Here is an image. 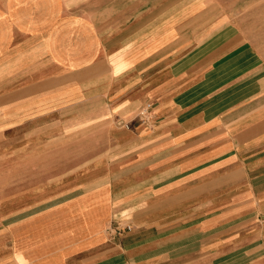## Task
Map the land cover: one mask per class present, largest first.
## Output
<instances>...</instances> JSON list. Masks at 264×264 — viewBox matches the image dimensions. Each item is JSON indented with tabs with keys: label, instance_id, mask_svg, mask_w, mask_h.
I'll list each match as a JSON object with an SVG mask.
<instances>
[{
	"label": "crops",
	"instance_id": "crops-1",
	"mask_svg": "<svg viewBox=\"0 0 264 264\" xmlns=\"http://www.w3.org/2000/svg\"><path fill=\"white\" fill-rule=\"evenodd\" d=\"M0 264H264V0H0Z\"/></svg>",
	"mask_w": 264,
	"mask_h": 264
},
{
	"label": "rangeland",
	"instance_id": "rangeland-1",
	"mask_svg": "<svg viewBox=\"0 0 264 264\" xmlns=\"http://www.w3.org/2000/svg\"><path fill=\"white\" fill-rule=\"evenodd\" d=\"M69 146L65 147V140L59 139L56 142V148H57V160H56V173L57 175L60 173H63L65 168L69 167V162L64 160L65 157V152H70L67 148ZM73 150V149H72ZM71 150V151H72ZM74 163V162H71ZM48 165V162H40V167L46 168ZM60 176H57V179H60ZM66 183V180H63L62 178L57 181L56 189H57V194L59 192H62L64 188V185Z\"/></svg>",
	"mask_w": 264,
	"mask_h": 264
},
{
	"label": "built area",
	"instance_id": "built-area-1",
	"mask_svg": "<svg viewBox=\"0 0 264 264\" xmlns=\"http://www.w3.org/2000/svg\"><path fill=\"white\" fill-rule=\"evenodd\" d=\"M150 108H151V104H149V103H147V104H145V106H143V108L140 110V112L137 116L138 122H140V123H146L147 122Z\"/></svg>",
	"mask_w": 264,
	"mask_h": 264
}]
</instances>
